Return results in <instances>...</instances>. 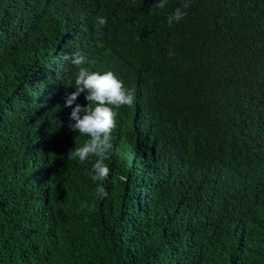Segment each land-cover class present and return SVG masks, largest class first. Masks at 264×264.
Here are the masks:
<instances>
[{
	"label": "trees",
	"instance_id": "1",
	"mask_svg": "<svg viewBox=\"0 0 264 264\" xmlns=\"http://www.w3.org/2000/svg\"><path fill=\"white\" fill-rule=\"evenodd\" d=\"M157 2L0 0V68L15 70L26 35L53 32L64 13L66 27L93 35L90 53L80 51L83 67L114 72L135 98L131 107L113 109L109 176L94 182L97 157L81 163L68 155L88 137L72 138L69 126L52 122L65 96L45 91L55 75L57 82L66 77L71 61L33 86L7 90L0 108V264H223L242 256L245 264H264V0H191L171 27L168 15L187 0H168L164 9ZM91 14L92 29L78 20ZM98 15L106 26L96 24ZM169 105L181 127L165 128ZM180 132L181 142L170 144ZM174 148L185 156L170 165ZM196 173L191 195L204 214L212 199L222 201L215 216L232 217L226 223L242 256L217 257L216 243L202 235L210 251L199 257L168 261L159 248H192L198 207L169 180L184 183ZM98 184L106 197L96 195Z\"/></svg>",
	"mask_w": 264,
	"mask_h": 264
},
{
	"label": "clouds",
	"instance_id": "2",
	"mask_svg": "<svg viewBox=\"0 0 264 264\" xmlns=\"http://www.w3.org/2000/svg\"><path fill=\"white\" fill-rule=\"evenodd\" d=\"M168 0H158L154 7L164 9ZM191 0L183 3L181 7H177L167 17V23L171 27L174 23H179L186 15L184 11L190 7ZM64 14V13H63ZM63 14L59 16L61 24L54 29L53 32L45 33L44 29H35L26 35L25 44L21 45L22 50H18L13 58L12 66H18L15 70L8 64L0 69L4 71L0 74V108L3 110L6 107V92L8 89L18 90L20 88H27L38 83V80L46 75L49 71L60 72L65 66L64 61L70 60L69 72L65 78L57 82L58 76L53 77V83H50L45 91L53 88L61 92L59 95L65 96V101L62 104H56V110L52 122L59 123L62 126H69L74 132L72 138L80 135L88 137L82 146H76L69 150V158L77 159L83 163L91 156L97 157L92 164L91 179L94 182L104 181L109 176V168L104 163V160L110 155H107L112 149V130L116 127L115 117L117 113L113 110L121 106L131 107L134 104V94L131 90L124 87L123 82L112 71L106 72H92L83 65L87 62L86 57L80 53L85 51L88 54L91 51L93 40L92 33L88 28L72 29L68 28L63 23ZM95 16L91 14L88 17L82 16L78 20L86 21L90 28H93ZM48 25V22H45ZM96 24L101 28L106 26L107 17L98 15L96 17ZM45 30V31H44ZM56 35L55 37H53ZM56 40H61L70 47L62 49L57 44ZM169 57L174 55L169 51ZM52 61V62H51ZM10 67V69H9ZM77 68L74 74V84H70V76ZM9 69V70H8ZM170 109V123L167 129L181 127V119L179 118L178 109L174 105L164 107ZM0 115L2 112L0 111ZM210 133L209 131H206ZM203 132V133H206ZM56 138V137H55ZM181 132L177 138L171 139L170 144L181 142ZM185 156L184 148H174L171 150L168 164H178ZM194 167L199 169V164L192 159ZM210 168V167H208ZM202 170V169H199ZM200 173L193 174L188 177L184 183L169 180L171 188H183L186 201L194 203L198 207L199 219L194 224V239L191 249L185 245L176 242H167L159 246L163 253L172 261V258L182 259L190 254L199 257L208 252L202 242V237L205 240L216 243V248L212 252L221 257L235 253L242 256L243 253L238 245L234 243L232 236L233 224L227 226V219L230 216H215L222 201L212 199L210 208L206 214L203 213L200 204L191 195L189 181L197 178ZM205 183L206 179L204 177ZM96 195L98 197H106L107 190L100 184L97 185ZM162 201V194L158 196L156 202ZM188 211V210H186ZM239 221L245 223L241 219ZM254 237L255 235L252 234ZM233 242V243H232ZM228 252V253H226ZM255 254H257L255 252ZM256 256V255H255ZM242 259L231 257L223 264H245L247 259L242 256ZM204 261H212L210 259H202ZM198 264V263H194Z\"/></svg>",
	"mask_w": 264,
	"mask_h": 264
},
{
	"label": "bare ground",
	"instance_id": "3",
	"mask_svg": "<svg viewBox=\"0 0 264 264\" xmlns=\"http://www.w3.org/2000/svg\"><path fill=\"white\" fill-rule=\"evenodd\" d=\"M140 101V100H139ZM140 103V102H139ZM142 104V103H141ZM130 155H128V157H129ZM128 161H130V160H128ZM136 161V160H135ZM133 167H134V165H133Z\"/></svg>",
	"mask_w": 264,
	"mask_h": 264
}]
</instances>
